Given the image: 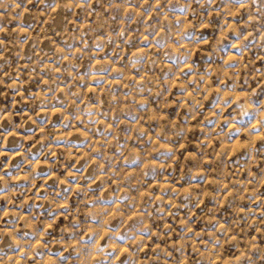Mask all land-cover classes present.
Masks as SVG:
<instances>
[{"label": "clouds", "instance_id": "1", "mask_svg": "<svg viewBox=\"0 0 264 264\" xmlns=\"http://www.w3.org/2000/svg\"><path fill=\"white\" fill-rule=\"evenodd\" d=\"M262 57L264 0H0V264H264Z\"/></svg>", "mask_w": 264, "mask_h": 264}, {"label": "rangeland", "instance_id": "2", "mask_svg": "<svg viewBox=\"0 0 264 264\" xmlns=\"http://www.w3.org/2000/svg\"><path fill=\"white\" fill-rule=\"evenodd\" d=\"M26 19H27V17H26ZM189 19H191V18L189 17ZM15 26H16V25H15V22H14L13 25H12V27H15ZM210 31H211V30H208L209 33H210ZM44 43H47V41H45ZM205 56H206V52L203 51V50L197 51V52L195 53V58H196L197 62H200V61L202 60V58L205 57ZM249 57H254V53H250V54H249ZM246 59H247V58H246ZM255 66H256L257 68L264 69V57H262L260 60H256V61H255ZM25 79H27V77H25ZM26 87L30 88V89L33 90V91H36V90H37V89L35 88V86H33V85H26ZM255 87H256V84H255V81H254V82H253V88H255ZM0 91H5V90H4V89H0ZM89 94H90V93H89ZM17 99H19V98H17ZM261 99H264V97H262ZM0 103L4 104V105L7 106V107H11V94H9V96H8L7 98L0 97ZM206 107H207V105H206ZM17 110H18V111L21 110V105H19V104L17 105ZM169 111H174V109H169ZM24 118L27 119V116H25ZM15 120H16L17 123H19V122H20V116H16V117H15ZM5 123H7V122H5ZM192 123L195 124L196 122L193 121ZM29 126L32 127L33 125H29ZM196 134H197V135L199 134L198 131H197ZM73 138L75 139V137H73ZM35 139H36V140H39V135H37ZM188 139H189V140H192V133L189 134ZM25 143H26L27 145H31V144L34 143V141H33V140H28V141H26ZM10 146H11V141H10ZM216 146H217V148H219V145H218V144H217ZM262 146H264V141H258V142L256 143V147H257L258 149H261ZM193 149H194V144L191 145V146H189V147L187 148V151H185L184 155H187V152H191V151H193ZM34 151H35V149H34ZM3 159H4L5 161H7V160H8V156H7V155L3 156ZM19 159H20V158L17 157L16 159H14V160L12 161V163H13V164H16V163L19 161ZM183 159H184V157L181 156V157H180L181 163L183 162ZM232 159L235 160L236 157L234 156V157H232ZM175 167H176L177 175H179L180 172L182 171L181 165H180V164H177V165H175ZM259 167H264V157L261 158ZM43 170H44V169H42V171H43ZM253 171H254V172L256 171V167H253ZM246 176H247V173L245 172V173L242 174L241 179L245 178ZM176 183H177V186H178V187H181V186H187L186 184L181 185L180 181H177ZM38 187H39V185H38ZM249 190H251V187H250ZM260 192H264V186H262V187L260 188ZM3 203H4L3 201H0V204H3ZM206 203H207V202H206ZM211 206H212V205H210V207H211ZM181 215H183V212L181 213ZM231 215H232V211H231V209H229L226 205H222V206H221V212H218L217 215L214 217V219H221V220H223L224 217L231 216ZM200 216H201V213H200L199 209H197L196 212H195L194 219H195V217H200ZM206 220H207L206 217L204 218V221L197 220L196 224L194 225V229H195V230H200L202 224H203L204 222H206ZM170 222H171V221H170ZM65 224H66V221L64 220L63 217H61L60 220L58 221V227H63ZM262 227H264V225H262ZM177 228H178V224H177ZM250 237H251V238H254L255 241H256V242H257L262 248H264V232H257V231H255V230H253V231L250 232ZM174 240H175V236H173L172 238L169 239L168 244L171 245L172 242H173ZM162 246H163V244H162ZM53 250H55V248H54ZM144 251H145V252H148L149 254H151V244H150L149 246H147V247L145 248ZM141 259H143V254H142V256H141Z\"/></svg>", "mask_w": 264, "mask_h": 264}]
</instances>
